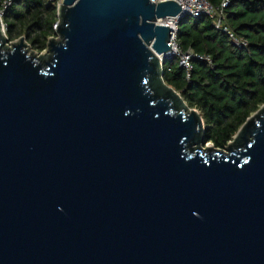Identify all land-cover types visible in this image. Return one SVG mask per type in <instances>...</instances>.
Masks as SVG:
<instances>
[{"label":"water","instance_id":"95a60500","mask_svg":"<svg viewBox=\"0 0 264 264\" xmlns=\"http://www.w3.org/2000/svg\"><path fill=\"white\" fill-rule=\"evenodd\" d=\"M48 51L0 18V264H264V104L225 148L163 77L176 0H63Z\"/></svg>","mask_w":264,"mask_h":264},{"label":"trees","instance_id":"16d2710c","mask_svg":"<svg viewBox=\"0 0 264 264\" xmlns=\"http://www.w3.org/2000/svg\"><path fill=\"white\" fill-rule=\"evenodd\" d=\"M6 1L0 0V10ZM58 20L57 0H11L3 14L8 33H25L39 51L56 34ZM212 23L206 15L184 16L176 34L182 50L209 56L212 64L194 58L189 78L177 57L166 58L162 69L166 83L202 114L206 141L225 148L264 104V0H230L226 8V24L248 42L245 48L236 46L228 33Z\"/></svg>","mask_w":264,"mask_h":264},{"label":"built area","instance_id":"2783aa9c","mask_svg":"<svg viewBox=\"0 0 264 264\" xmlns=\"http://www.w3.org/2000/svg\"><path fill=\"white\" fill-rule=\"evenodd\" d=\"M54 1V0H52ZM154 3H159L165 0H151ZM182 7V13L190 15L192 17H198L201 15H206L210 17L213 21V26L219 30H222L229 34L232 42L241 48H245L248 46V42L244 38H240L236 35L234 31L230 29V27L226 24V8L229 5L230 0H221L219 5L213 4L210 0H176ZM63 0H57L58 6L61 5ZM11 4V0L6 1L3 5V9L0 10V18L2 20V30L4 31V21L3 14L4 9ZM184 17V16H183ZM182 17H166L160 19L158 23L168 24L173 29V37H172V50L168 53L167 58L177 57L179 58L180 65L185 68L188 72L187 77L190 76V71L193 68L192 61L194 58H198L201 60H207L210 64H212V60L209 56H202L193 52V50H182L179 46L176 34L178 29V22Z\"/></svg>","mask_w":264,"mask_h":264},{"label":"rangeland","instance_id":"374dc122","mask_svg":"<svg viewBox=\"0 0 264 264\" xmlns=\"http://www.w3.org/2000/svg\"><path fill=\"white\" fill-rule=\"evenodd\" d=\"M62 4V3H61ZM4 35L8 38V44L9 46L12 45V42H19L21 38L24 39V42L25 44L28 46V50L32 52H34L35 54L37 55H41V54H45L47 51H48V48L44 49L43 51H39L38 49H36L35 45L32 44V42L30 41V38L28 35H26L25 33L22 32V35H16V31H13V33H8V28L6 25H4ZM57 38V40L60 39L59 35L55 34L53 35L52 37L49 38V41L52 39V38ZM233 140V139H232ZM231 140V141H232ZM209 145H211V142L208 143Z\"/></svg>","mask_w":264,"mask_h":264},{"label":"bare ground","instance_id":"6f19581e","mask_svg":"<svg viewBox=\"0 0 264 264\" xmlns=\"http://www.w3.org/2000/svg\"><path fill=\"white\" fill-rule=\"evenodd\" d=\"M4 33V32H3ZM209 145V144H208Z\"/></svg>","mask_w":264,"mask_h":264}]
</instances>
